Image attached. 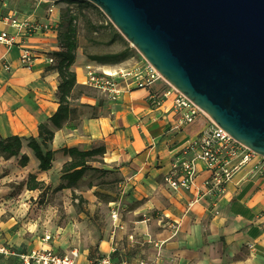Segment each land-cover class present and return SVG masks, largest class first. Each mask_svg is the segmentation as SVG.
Segmentation results:
<instances>
[{"label": "crops", "instance_id": "obj_1", "mask_svg": "<svg viewBox=\"0 0 264 264\" xmlns=\"http://www.w3.org/2000/svg\"><path fill=\"white\" fill-rule=\"evenodd\" d=\"M39 5L27 17L18 19L52 22L53 26L46 31L28 35L0 22V31L16 37L12 45L0 43V138L37 137L38 124L48 121L58 107L59 74L48 60V53L59 49L56 24L60 12L49 13V8ZM24 47L36 52L32 68L21 65ZM84 62L78 51L72 66L78 82L77 94L71 99L75 112L67 122L73 125L55 128L49 121L55 130L50 144L55 151L52 167L39 168V160L27 141L23 142L19 155L5 159L0 154V244L28 252L39 246L48 232L59 252L79 250L78 264H97L106 254L113 264H264V157L257 154L237 166L220 192L205 184L212 170L197 159L193 184L173 189L165 176L174 164L180 174L181 162L195 156L197 147L193 149L191 145L209 123L208 118L200 114L192 123L175 127L176 110L171 101L154 106L148 99L150 92L165 88L161 80L149 88H138L135 83L123 80L116 97L98 89L94 95H88L83 91L88 68L102 65L86 64V74L81 80ZM127 62L118 68L126 70L141 65L133 59ZM156 139L158 144L154 143ZM99 146H104L106 152L101 161L90 164L115 173L117 198L104 203L93 192L95 185L75 188L88 201L85 210L90 220H85L80 231L75 228L80 224L72 222L71 217L65 225H54L51 214L52 232L48 229L29 233L24 219L26 196L36 193L39 196L43 189L29 190L23 184L28 175L34 173L45 183L44 188L50 186L53 190L62 182L63 164L70 160L63 148L89 150ZM23 153L29 157L24 167L18 163ZM100 191L113 194L106 187ZM103 206L104 217L100 215L97 219V224L102 222L101 227H95L90 223H94L98 209ZM114 208L118 210L117 223L121 227L114 228L111 216ZM43 214L42 209L38 210V224L44 219ZM81 235L82 239L77 238ZM0 264H20V261L14 255L0 254Z\"/></svg>", "mask_w": 264, "mask_h": 264}, {"label": "water", "instance_id": "obj_2", "mask_svg": "<svg viewBox=\"0 0 264 264\" xmlns=\"http://www.w3.org/2000/svg\"><path fill=\"white\" fill-rule=\"evenodd\" d=\"M85 1L170 84L264 157V0Z\"/></svg>", "mask_w": 264, "mask_h": 264}, {"label": "built area", "instance_id": "obj_3", "mask_svg": "<svg viewBox=\"0 0 264 264\" xmlns=\"http://www.w3.org/2000/svg\"><path fill=\"white\" fill-rule=\"evenodd\" d=\"M53 8H49V13L53 12ZM0 22L15 26L19 31H23L31 35L37 31H46L52 22L39 23L33 19H18L13 14H0ZM16 41V37L9 32L0 31V43L12 45ZM36 52L30 47L22 48L20 61L25 68H32ZM48 60L53 62V58ZM9 68V65L6 66ZM104 65L95 67L90 66L87 72V83L103 92H108L112 97H116L121 92V81L135 83L138 88H149L155 82L161 80L166 85L161 91H152L148 95L150 103L154 106H161L165 101L170 100L172 107L176 110L175 127L182 128L192 123L200 114L205 115L209 123L202 130L200 136L191 145L195 149V156L181 162V173L177 174V164H174L171 170L166 174L165 180L173 188L189 187L193 184L197 176V166L195 160L204 161L208 168L212 170V175L205 181V184L212 191H222L224 184L230 179L233 170L257 155L250 148L238 142L228 132L215 123L198 105L191 99L180 92L172 84H170L157 69L151 65L145 58L141 65L132 69H119L115 74H107L103 69ZM155 140V144H158ZM239 159L235 164V160ZM114 228L121 227L118 224L119 213L117 208L111 212ZM52 235L45 233L40 245L33 247L28 252H22L9 244H0V254L16 256L20 264H78L76 259L79 256V250L73 248L69 253L59 252L51 243ZM133 239V235H130ZM97 264H113L110 255L106 254L99 258Z\"/></svg>", "mask_w": 264, "mask_h": 264}, {"label": "rangeland", "instance_id": "obj_4", "mask_svg": "<svg viewBox=\"0 0 264 264\" xmlns=\"http://www.w3.org/2000/svg\"><path fill=\"white\" fill-rule=\"evenodd\" d=\"M66 1L68 0H0V14H13L17 17L23 18L27 17L39 4L40 7H52L55 12H60L61 9L66 8L70 4L79 16L76 21L79 43L77 53L79 51L80 57L85 61L83 64L84 71L82 72V75H80L81 80H83V75L86 74V64L95 65L93 63L95 61L90 60L86 56V53L117 52L123 50L127 44L118 37L119 30L98 6L85 0H73L72 3H67ZM58 26L59 23L56 24L57 29ZM93 26H96L97 29L93 30ZM110 40L113 41L110 42ZM127 42L129 46L134 49L133 56L131 58L119 64H99L118 68L125 66L126 63H128L127 61L130 59L131 61L132 59L134 61L136 60L137 64H142L144 61L142 54L129 41ZM83 91L88 95H94L97 89L87 83V85L83 87ZM75 94H77V92ZM90 185H95L93 192L98 197V200H101L104 203H106L107 198L115 200L118 196V177L111 170H109L107 174L103 175L98 172L89 171L85 174L77 187L80 190L85 189ZM103 187L112 189L113 194L100 191ZM80 195L81 194L78 193V191L76 192L73 188L66 191H53L50 186L46 188L43 193H40L39 196L37 193L34 195H27L26 199L28 201V205L26 207L24 219H26L27 222L28 232L38 233V230H40L41 233L47 232L48 229H51L50 225L52 221L54 225H65L68 223L69 217H71L72 222L80 224L75 227L76 230L80 231L82 224H86L85 220H90L85 210L88 206V201H79L76 196ZM77 202H79V205H77ZM109 208L111 209V207ZM41 209L44 213V219H42L38 224V210ZM105 210V206L99 208V213L95 217L94 223L90 224L95 227H99L100 222L97 224L98 216L101 215L104 217ZM51 214H54L52 221H50ZM100 224H102V222ZM53 228L55 227L53 226ZM52 231L53 230L51 229V232ZM82 237V235L77 236V238L80 239H82Z\"/></svg>", "mask_w": 264, "mask_h": 264}, {"label": "trees", "instance_id": "obj_5", "mask_svg": "<svg viewBox=\"0 0 264 264\" xmlns=\"http://www.w3.org/2000/svg\"><path fill=\"white\" fill-rule=\"evenodd\" d=\"M73 0L66 1L72 3ZM78 14L70 6L60 10L59 26L57 31V40L59 49L49 52L53 58L54 68L59 74L58 84V107L56 111L49 117L48 121H42L38 124V136H30L24 138L19 135H10L5 138H0V154L5 159H10L13 156L19 155L23 146V142L32 149L34 155L39 160V168L49 170L52 167L54 159V150L50 148V144L54 139L55 130L50 126L49 121L55 128H62L64 125L72 126L67 123L71 114L75 112V108L71 106V99L75 95V90L78 87L77 73L72 68L77 58L78 43ZM97 27L93 26V30ZM118 37L127 44L126 47L117 52L106 53H86V56L95 62L101 64H119L128 60L133 56L134 49L131 48L125 38L118 32ZM113 40H110L112 42ZM63 151L70 156V160L66 161L62 166V182L57 185L53 191H60L65 188H78L79 182L89 171L107 174L109 170L99 168L90 164L91 162L101 161V158L106 148L104 146L95 147L89 150H82L78 147H65ZM29 157L23 153L18 161L19 165L24 167L27 165ZM23 183V182H22ZM26 184L29 190L46 189L45 183L37 179V175L30 173ZM79 201H86L83 196H76ZM110 200V199H106ZM79 205V202H77Z\"/></svg>", "mask_w": 264, "mask_h": 264}, {"label": "bare ground", "instance_id": "obj_6", "mask_svg": "<svg viewBox=\"0 0 264 264\" xmlns=\"http://www.w3.org/2000/svg\"><path fill=\"white\" fill-rule=\"evenodd\" d=\"M104 69H105V72L107 74H115L119 70V68H117V67H111V66H108V65H105Z\"/></svg>", "mask_w": 264, "mask_h": 264}]
</instances>
